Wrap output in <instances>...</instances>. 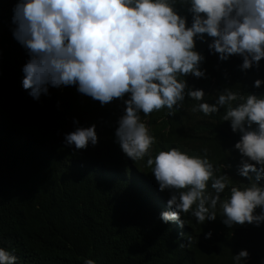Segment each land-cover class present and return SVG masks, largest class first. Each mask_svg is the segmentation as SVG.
<instances>
[{
  "label": "trees",
  "instance_id": "trees-1",
  "mask_svg": "<svg viewBox=\"0 0 264 264\" xmlns=\"http://www.w3.org/2000/svg\"><path fill=\"white\" fill-rule=\"evenodd\" d=\"M15 2L0 0V247L14 252L19 264H83L85 258L96 264H232L242 248L249 253L246 264H262L264 222L228 227L219 209L215 220L203 224L185 214L182 228L160 220L159 213L169 210L168 191L158 190L145 166L147 156L132 161L115 142L122 99L101 106L74 85L49 86L48 94L35 100L28 95L21 86L28 55L11 32ZM175 7L190 25L187 6ZM204 35L194 50L204 56L199 67L206 75L188 74L186 87L203 89L209 103L215 90L226 86L242 95L264 94V83L252 86L255 79L264 80V58L241 71V56L218 60L207 48L212 38ZM197 103L185 96L171 117L165 108L140 114L155 138L150 154L176 147L207 155L214 168L225 165L214 174L247 183L237 173L241 154L233 147L240 133L221 120L223 108L205 116L191 111ZM73 118L78 125H96L95 146L74 150L63 144Z\"/></svg>",
  "mask_w": 264,
  "mask_h": 264
},
{
  "label": "clouds",
  "instance_id": "clouds-1",
  "mask_svg": "<svg viewBox=\"0 0 264 264\" xmlns=\"http://www.w3.org/2000/svg\"><path fill=\"white\" fill-rule=\"evenodd\" d=\"M178 2L191 14L188 26L175 7ZM11 23L13 38L28 55L21 86L31 98L47 95L49 86L74 85L101 106L123 100L115 142L132 161L147 156L145 166L158 190L168 191L169 210L159 213L162 222L182 228V217L190 214L203 224L215 220L218 209L228 227L264 222V94L242 95L226 86L215 90L209 103L203 89L186 87L184 79L206 75L199 67L204 56L194 50L204 34L212 38L207 48L218 60L238 54L241 71L258 67L264 58V0H16ZM262 83L257 78L252 86ZM185 96L198 102L192 112L208 116L224 109L221 120L240 133L233 147L241 154L237 173L247 183L214 174L225 165L214 168L207 155H189L176 147L150 154L155 138L140 114L165 108L171 117ZM73 125L63 135L65 146L81 150L97 144L95 124L85 127L73 118ZM248 255L240 249L232 264H246ZM0 264H19L18 257L0 247ZM83 264L96 261L85 258Z\"/></svg>",
  "mask_w": 264,
  "mask_h": 264
}]
</instances>
